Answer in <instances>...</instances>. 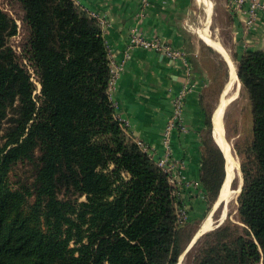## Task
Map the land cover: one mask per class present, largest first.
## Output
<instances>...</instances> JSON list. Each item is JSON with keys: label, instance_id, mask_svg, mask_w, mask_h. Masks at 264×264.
<instances>
[{"label": "trees", "instance_id": "trees-1", "mask_svg": "<svg viewBox=\"0 0 264 264\" xmlns=\"http://www.w3.org/2000/svg\"><path fill=\"white\" fill-rule=\"evenodd\" d=\"M14 7L22 58L38 77L40 94H33L27 67L8 43L16 20L0 5V264H175L198 224L178 223L169 173L115 116L97 18L74 0H10ZM203 45L220 60L212 79L219 71L227 75L225 61ZM230 58L252 110L251 138L236 148L242 226L225 219L202 233L185 264H264V49ZM216 103L210 90L201 98L199 184L206 210L226 168L212 136ZM18 162L33 168L32 179L13 186L9 173Z\"/></svg>", "mask_w": 264, "mask_h": 264}, {"label": "crops", "instance_id": "crops-1", "mask_svg": "<svg viewBox=\"0 0 264 264\" xmlns=\"http://www.w3.org/2000/svg\"><path fill=\"white\" fill-rule=\"evenodd\" d=\"M74 1L99 22L114 71L109 95L115 116L154 160L167 149L170 151L173 193L179 206L187 211L186 221H197L206 210L199 184L201 137L205 129L201 98L213 84V76L203 59L205 51L201 42L210 46L202 36L204 21L198 29V18L202 13L205 17L202 6L198 0H147L144 8L141 0ZM207 1L212 12L211 18L207 17L211 19L209 25L214 15L219 23L225 20L231 52L240 56L248 50L264 49V0H260L262 7L250 25L246 23L250 17V0H245L239 9L232 6L233 0H215L216 5L212 0L213 9L211 1ZM133 30L140 36L172 44L184 56L171 59L140 46L129 48ZM183 87L188 88L181 110L184 130L173 129L165 144L163 130L172 113V99ZM221 92L215 108L222 99Z\"/></svg>", "mask_w": 264, "mask_h": 264}, {"label": "rangeland", "instance_id": "rangeland-1", "mask_svg": "<svg viewBox=\"0 0 264 264\" xmlns=\"http://www.w3.org/2000/svg\"><path fill=\"white\" fill-rule=\"evenodd\" d=\"M203 1L208 9H209V18H211L212 12L210 13V4L207 0H201ZM212 3V9H213V1L215 0H210ZM9 2L10 0H0V5L2 8L7 9L10 14L15 18L16 23L18 25V31L15 36H11L8 39L9 45H13L15 48V53L19 56V61L24 64V66H29L30 64L26 58H22V49H21V42H22V29L20 28V11L14 7L12 9H9ZM216 5V1H215ZM200 14L199 12H197ZM202 13V11H201ZM202 16L199 17L198 15V29L202 26L200 25L204 21V14H201ZM215 16V15H214ZM212 18V22L209 25V18H208V25L206 29H210V34L216 38L219 43H221L225 49V51L231 56V51H230V39H229V31L227 28V24L225 20L223 19L221 23H219L215 18ZM202 21V22H201ZM203 24V23H202ZM226 43V44H225ZM203 45V43L201 42ZM226 45V46H225ZM17 46H19V51H17ZM204 47V45H203ZM205 51V56L203 59L204 62L206 63V66L209 68L211 75L215 76L216 74V67L219 66L220 60H217L212 52L210 50H207L204 48ZM215 51L218 53L219 57L221 60H224V57L222 54L215 49ZM226 62V61H225ZM233 62V61H232ZM235 65V63L233 62ZM221 66V65H220ZM228 68V66H227ZM216 71V72H215ZM213 76V77H214ZM227 78H229V68L227 69V75H222V73L219 71L218 75L216 76V81L213 80V84L210 88V95L211 99L217 100L215 90L216 86L219 85V83H224L227 81ZM223 86V84H222ZM221 127L223 130L224 134V142L226 141L227 145L226 148L231 150L233 153L234 157L237 159L238 162V169H239V176H236L234 171L232 173H227V164L226 165V176L228 178V182L226 183L225 191H224V197H226V194L229 190L233 189L235 186H237L240 183V178L241 176V171H240V159L239 155L236 152L237 149H242L245 144L249 141L251 138V129H252V110H251V105L248 101L247 96L243 93V91L237 89V93L235 96V99H233L230 103L227 104L225 109L221 113ZM32 172L33 168L29 164L21 163L18 162L16 166L10 171L9 173V180L13 186H18L20 183H29L32 179ZM238 183V184H237ZM242 183V182H241ZM239 192L235 195V197L231 198L228 200L229 202L226 203L225 208L227 207L226 214L224 218L220 219L221 217V210L224 206V204L219 205L216 209V211L213 214V219L216 221V224L222 220V222L225 219H228L232 224L238 225L239 227L242 226V223L239 221V215H238V197ZM79 200H83V197H80ZM215 203V202H214ZM214 205V204H213ZM207 206V205H206ZM213 207V206H212ZM212 208L209 210H205L204 214H202V217L198 219L197 221H192L198 224V228L196 232L198 231L202 221L205 219V217L208 215V213L211 211ZM220 220H219V219ZM221 222V223H222ZM220 223V224H221ZM215 226V225H214ZM185 257L186 254L184 255L182 261V264H185Z\"/></svg>", "mask_w": 264, "mask_h": 264}, {"label": "built area", "instance_id": "built-area-1", "mask_svg": "<svg viewBox=\"0 0 264 264\" xmlns=\"http://www.w3.org/2000/svg\"><path fill=\"white\" fill-rule=\"evenodd\" d=\"M244 2L245 0H233L232 6L234 8L239 9L244 4ZM141 5L143 6L142 8H144L147 5V0H141ZM260 7H262L260 0H250L249 6H248L250 17L248 21L246 22L247 25H250L253 22L254 16ZM128 42H129V48H132L134 46H140L142 48L152 50L156 53H159L171 59H176V58H180L184 56V53L178 48L174 47L172 44L164 43L155 37L146 38V37L140 36L134 30L131 31ZM10 46L13 48L14 51H16L13 45H10ZM17 51H19V46H17ZM27 70L30 74V80L33 82L35 86L33 94L38 95L40 94L39 79L34 73L33 68L31 66L30 67L27 66ZM113 81H114V71L111 68L110 87L112 86ZM187 91H188V88L183 87L178 92V94L172 99V113L169 119L167 120L166 125L163 130V139H164L165 144L168 143L169 136L171 135V132L173 129L180 128L184 130V127L181 122V110H182L183 100L186 96ZM137 143L143 150H145V148L142 147L141 142H137ZM170 156H171L170 151L167 149L163 156L155 160L158 166H160L164 171L169 173V182H170V169L173 167V162ZM186 213L187 211L185 208L183 207L181 208L179 205L177 206V220L179 224L185 223L186 217H187Z\"/></svg>", "mask_w": 264, "mask_h": 264}, {"label": "bare ground", "instance_id": "bare-ground-1", "mask_svg": "<svg viewBox=\"0 0 264 264\" xmlns=\"http://www.w3.org/2000/svg\"><path fill=\"white\" fill-rule=\"evenodd\" d=\"M197 2H199L200 6H202V8L205 12V17H204L205 20L203 22V27H205V28L203 29V33H202L203 39L206 41L207 44H209L210 46H212L214 49H216L217 51H219L222 54V56L226 60L228 68H229V78L225 84V93L222 95V99L219 101V106L216 108L215 115L213 117V121H214V123H216L214 133H215L216 141L221 146L223 153H224V156H225V161L227 164V171H228L227 173L229 174V173H232V171H234L235 175L239 176L237 159L234 157L231 150L226 148L227 143H226V141L224 142V134H223V130L221 127V113L225 109V104L228 103L230 100H233L235 98L236 93H237V89L239 87V81H238V78L236 75L235 65L230 60V57H229L228 53L225 51L223 45L221 43H219V41H217L216 38L210 34L208 29H206V27L208 25V18L207 17L209 15V9H208L207 5L201 0H198ZM227 182H228V178L226 176V178L223 182V185L221 187V190L217 196V200L214 203L215 206L213 205L211 211L208 213V215L202 221L197 233H202V232L208 231V230L212 229L214 227V225H216V221H214V219H213L214 212L216 211V209L219 205L224 204V201L230 200L231 198L235 197V195L239 192V188H240V185L242 182V177L240 178V183L239 184L237 183L238 185L235 186L233 189L229 190L226 194V197H224V191H225V187H226ZM226 211H227V207L225 208V206H223V208L221 210L220 219L224 218ZM176 264H182V261L179 260Z\"/></svg>", "mask_w": 264, "mask_h": 264}, {"label": "water", "instance_id": "water-1", "mask_svg": "<svg viewBox=\"0 0 264 264\" xmlns=\"http://www.w3.org/2000/svg\"><path fill=\"white\" fill-rule=\"evenodd\" d=\"M239 88H240V86H239ZM225 93V84H224V86H223V89H222V92H221V95L220 96H222L223 94ZM235 99V98H234ZM219 101H220V99H219ZM232 100H230L228 103H230ZM228 103H226L225 104V107L227 106V104ZM219 106V102H218V105L216 106V108ZM216 108H215V110H216ZM215 110L213 111V114H212V136H213V139H214V141L216 142V144L218 145V147L220 148V150H221V152L223 153V150H222V148H221V146L219 145V143L216 141V138H215V125H216V123H214V121H213V117H214V115H215ZM223 156H224V153H223ZM224 158H225V156H224ZM225 178H226V168H225V175H224V179H223V181H222V183H221V186H220V189H219V192H220V190H221V187H222V185H223V182H224V180H225ZM241 186H242V183H241V185H240V188H239V192H240V190H241ZM219 192H218V194H219ZM218 196V195H217ZM216 200H217V198H216ZM215 200V201H216ZM228 202V200H226V201H224V206H226V203ZM215 206V205H214ZM223 220V219H222ZM222 220L221 221H219L214 227H217L221 222H222ZM213 227V228H214ZM206 232V231H205ZM202 233H204V232H202ZM202 233H195L194 234V236H193V238L191 239V241H190V243L188 244V246L186 247V249L180 254V256L178 257V260H177V262L179 261V260H182L183 259V257H184V255L187 253V251L191 248V246H192V244L196 241V239L202 234ZM176 262V263H177ZM175 263V264H176Z\"/></svg>", "mask_w": 264, "mask_h": 264}]
</instances>
